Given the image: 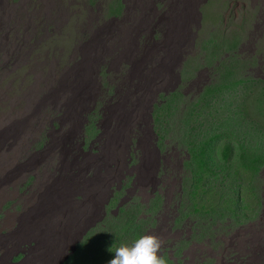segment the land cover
<instances>
[{
	"label": "rangeland",
	"instance_id": "374dc122",
	"mask_svg": "<svg viewBox=\"0 0 264 264\" xmlns=\"http://www.w3.org/2000/svg\"><path fill=\"white\" fill-rule=\"evenodd\" d=\"M262 161L264 0H0V264H264Z\"/></svg>",
	"mask_w": 264,
	"mask_h": 264
},
{
	"label": "bare ground",
	"instance_id": "6f19581e",
	"mask_svg": "<svg viewBox=\"0 0 264 264\" xmlns=\"http://www.w3.org/2000/svg\"><path fill=\"white\" fill-rule=\"evenodd\" d=\"M159 172H161V169L159 170ZM133 198L134 197H132L131 199ZM111 199H113V194ZM110 202H108L103 207L104 215H107L106 208L110 205ZM176 218L173 220V224L172 222H169V224H167V233L165 230V232L161 233L159 231V228L154 227L153 222H159L155 218L151 221L152 225H147L146 228L144 227L145 229L142 228V230H139L136 233L132 234L127 244H132L136 239L140 238L143 235L154 234L161 237L164 241L162 254L165 257L167 264H207V261L205 260L206 258L203 256L202 258L199 256L201 261H198V242L196 240L198 238V234H196L195 236L193 235V229H191L192 225L191 227H188L187 224L183 226L181 222L176 223ZM194 225L195 224H193V228ZM232 237H234V235Z\"/></svg>",
	"mask_w": 264,
	"mask_h": 264
},
{
	"label": "clouds",
	"instance_id": "9594fccd",
	"mask_svg": "<svg viewBox=\"0 0 264 264\" xmlns=\"http://www.w3.org/2000/svg\"><path fill=\"white\" fill-rule=\"evenodd\" d=\"M164 241L161 237L148 234L136 239L132 244H121L110 249L114 258L108 264H167L162 254Z\"/></svg>",
	"mask_w": 264,
	"mask_h": 264
},
{
	"label": "trees",
	"instance_id": "16d2710c",
	"mask_svg": "<svg viewBox=\"0 0 264 264\" xmlns=\"http://www.w3.org/2000/svg\"><path fill=\"white\" fill-rule=\"evenodd\" d=\"M257 154H258V156H261V157L263 158V152H258V151H257ZM261 157H260V158H261ZM262 163H264V162L262 161L261 164H262Z\"/></svg>",
	"mask_w": 264,
	"mask_h": 264
}]
</instances>
